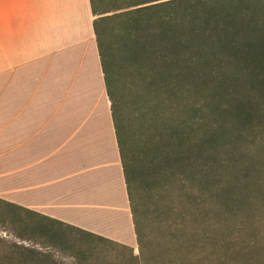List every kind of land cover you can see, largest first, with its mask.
Listing matches in <instances>:
<instances>
[{"label":"trees","instance_id":"1","mask_svg":"<svg viewBox=\"0 0 264 264\" xmlns=\"http://www.w3.org/2000/svg\"><path fill=\"white\" fill-rule=\"evenodd\" d=\"M88 3L137 256L0 200L12 238L31 245L0 239V264H59L51 252L94 264L72 235L126 251L127 264H264V0ZM173 171L203 199L193 223L154 237L139 185ZM219 218L235 230L223 245L208 222Z\"/></svg>","mask_w":264,"mask_h":264},{"label":"crops","instance_id":"2","mask_svg":"<svg viewBox=\"0 0 264 264\" xmlns=\"http://www.w3.org/2000/svg\"><path fill=\"white\" fill-rule=\"evenodd\" d=\"M88 0H0V200L136 247Z\"/></svg>","mask_w":264,"mask_h":264},{"label":"rangeland","instance_id":"3","mask_svg":"<svg viewBox=\"0 0 264 264\" xmlns=\"http://www.w3.org/2000/svg\"><path fill=\"white\" fill-rule=\"evenodd\" d=\"M173 172V175L166 180H146L139 185L140 191L136 197L138 198L137 202L139 203L140 214L147 226V232L150 234L152 230L154 237L155 232H158V230L163 235H170L177 222L184 218L189 217L193 223L194 218H192L190 212H194L195 208L201 204L203 199L201 197V190L197 189L193 185V182L184 179L178 172ZM3 209L4 218H6L10 214V211L6 207ZM0 211L2 210L0 209ZM18 215L20 218L24 216L22 213H18ZM222 219L208 221L209 224L221 226L222 233L216 238L218 245L227 244V241L235 237V230L230 229L231 222L224 223ZM262 223L263 225L258 231L259 237L264 235V219ZM9 230L10 228L0 220V239H4L7 242H14L24 247L31 246L28 242H18L12 238ZM71 237L77 241V244L84 245L89 250L92 254L91 259L94 261V264H127L126 257L128 253L126 251L115 249L106 243L92 241L79 235H72ZM34 248L40 250L37 246ZM131 251L133 256H137L136 247L131 249ZM51 254L59 264H74V260L64 257L61 253L51 252ZM84 264L88 263L85 262Z\"/></svg>","mask_w":264,"mask_h":264}]
</instances>
